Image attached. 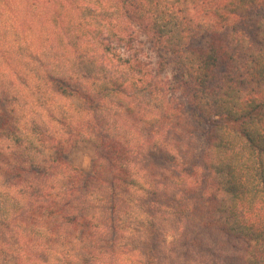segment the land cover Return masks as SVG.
I'll list each match as a JSON object with an SVG mask.
<instances>
[{"label":"trees","instance_id":"obj_1","mask_svg":"<svg viewBox=\"0 0 264 264\" xmlns=\"http://www.w3.org/2000/svg\"><path fill=\"white\" fill-rule=\"evenodd\" d=\"M200 1L0 0V264H264V0Z\"/></svg>","mask_w":264,"mask_h":264},{"label":"rangeland","instance_id":"obj_2","mask_svg":"<svg viewBox=\"0 0 264 264\" xmlns=\"http://www.w3.org/2000/svg\"><path fill=\"white\" fill-rule=\"evenodd\" d=\"M184 1L185 0H179V1L167 0V2L169 4L170 3L176 4V5H174V7H175L174 10H176V12H183V11H180V8H181V6H184L183 5ZM210 1H213V0H210ZM224 1H226V0H217L218 4H220ZM203 2H204V0H201L199 2L200 4H198L199 6H197V7H191L192 5L188 4V8L185 12L186 15L194 18L195 21L199 20L200 17L199 18H197V17L201 16L200 12L204 11V9L207 8V5H204V4H208V3H203ZM146 3H147V1H145V4ZM209 3H212V2H209ZM213 3H215V2H213ZM179 16H181V13H179ZM207 18H209V17L205 16V19H207ZM181 19H183V18H181ZM199 21H201V20H199ZM231 23H233V20L231 21ZM145 25H146V23H143L141 28L140 27H135V28L138 31V35L140 37V40H142L145 43V48L147 50L146 52H147L148 57L150 56L152 58V60L155 61L158 58L152 52L153 47L150 44L152 38H155V36L152 32H151V34L149 33V35H145V33H144ZM246 25H247V23H246ZM244 30H247V28L245 27V25H241V29H240L241 34H243L244 32H247ZM174 71H175V65L171 64L169 66L168 70L166 71V73L163 74L162 78H165V77H166L165 79L172 78ZM173 98L176 101V103L177 102H185V100H183L181 98V96H179L178 94H176ZM204 128H205V126H204ZM198 140L202 146H205V143L203 141V137L201 136V134L198 135ZM93 155H94V149H93L92 144H90L88 142H80L70 150V152L67 155V161H68V163L72 164L73 166H76L79 169H81L83 172L89 174V173H91L92 168H93ZM209 237H210L211 242L214 244V250H215V254H216L214 256L213 255L210 256V260H211L212 264H228V262H229L228 252H230L229 248H231V245L233 243L229 242L225 237L220 236L218 233L210 235ZM225 251H227V253ZM196 256H194V257L190 256V259L192 262H195V260L198 258ZM186 258H187L186 254H181V259L178 258L176 264H178V263L179 264H186V261H187ZM233 262L235 263L236 261L233 260Z\"/></svg>","mask_w":264,"mask_h":264}]
</instances>
